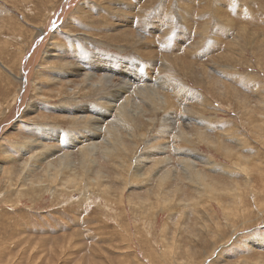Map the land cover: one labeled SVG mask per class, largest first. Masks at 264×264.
Wrapping results in <instances>:
<instances>
[{
	"label": "rangeland",
	"instance_id": "rangeland-1",
	"mask_svg": "<svg viewBox=\"0 0 264 264\" xmlns=\"http://www.w3.org/2000/svg\"><path fill=\"white\" fill-rule=\"evenodd\" d=\"M93 1L0 0V60L4 65H8L7 67L9 69L12 68L13 71V75L10 76L0 65V73L2 72L0 74V264H9L8 262L12 259L13 261H11L10 264H12V262L13 264H254L257 261L263 262L264 207L260 209L262 211L261 215L256 214L260 211L259 209L256 210L257 208L254 209L253 212L251 210L244 213L245 216L243 215L242 218H239L237 221L249 218L251 222L249 221L245 223V225L242 224L241 221L239 222V228H233L232 226L229 228L231 224L227 225L222 223V228L224 227L222 230L225 229L227 231L224 235H221V232H217L218 235L215 237L208 235L207 241L203 239L199 241L200 238L198 240V237H196L191 240L185 238L183 242L180 238L175 239L170 234L172 233L173 235L177 229V231L180 230L179 233L181 236L183 234L187 236L186 230L190 228H192V230L190 229L191 231H195L196 229L199 234V224L205 219V216L200 214L202 213L203 204H199L200 208L197 209L196 212L193 206L197 204H190L189 206L192 208L184 206L183 204L180 205V207L179 205H175L173 207V212H161L156 223H154V218H151L154 214H140L145 216L142 217L140 215L137 216L136 213H131V204L129 203L128 197L135 200L136 197L140 195V192H143L141 195H144L148 187H152L156 180L152 181L149 186L143 183L141 179H136L133 181H137L138 185L131 186V184H128L127 187L123 188V185H119L118 181L114 178L112 179L113 175H111V179L108 178L105 181L111 184L110 189L112 192L109 198L104 195L101 196L96 190L90 191L86 187L84 190L85 185L83 183L81 184L83 187L80 190H77L79 186L77 188H69L70 186L67 184L68 187L63 188L64 191H57L56 189L54 191L55 193L52 194L47 190L42 192V194L44 193L43 195L38 194L36 196H34V192L30 193L27 189L26 193H17L14 189L11 193L5 192V186L8 180L11 179L5 172L9 169L11 172L13 171V182L18 185L20 180H17V176L19 170L22 168V160L29 156L28 152L16 146L19 145L22 140L32 138L34 143H28L26 145L30 148L32 153L35 150V153H37L39 152L38 150L41 149L39 143H37L40 142L38 136L45 139H53L51 135H46L38 130V126L48 127L46 125H51V130L59 126L57 128L58 130L60 128L64 133L69 132L70 134L74 131L84 132L85 127L83 125L74 124L70 119H67L71 117L64 111L68 108V105H70L68 102L70 100V102L76 101L75 103L78 106L83 107H85V105L91 108L98 106L97 109L103 107L101 100L98 99L100 97L97 98V96L83 99H81V97L80 99H68L61 94L60 96H52L57 90L58 84L50 81L51 77L47 75V73L50 72L47 70L48 67L44 70V72H46L44 75H38L37 73L30 74V76L34 75L30 78L31 82L28 80L25 83L24 80L16 77L22 75V71H20L22 69L19 68L21 66L17 64L19 62L21 63L24 57L23 49H32V46H35L36 43L42 46L50 44V41L53 40H49L51 36H54V39L58 41V43H64L67 47L64 46L60 50L59 48L55 50L57 53H61H58L59 56L54 60L53 64L60 65L65 63L66 60L72 63L77 60L76 63L84 64V62H98L100 58L110 57L116 59L118 57L117 59L121 60L122 63H127L136 67V70L135 68L131 69L133 72H136L137 68H148L156 76L155 81L157 83H160V81L161 83L164 81L170 83V85H167L172 89L168 91H164L162 88L160 89L159 87L161 86L159 85L157 88L160 90V94L163 92L170 96L172 100V108L168 110V113L172 111L171 115L174 116V125L168 127L162 125L165 111L159 109V121L157 125L150 126L154 132L148 128L147 134L150 132L148 138H156V136L161 134L158 131L162 129L161 127H164L167 131L163 133V138L156 140L160 142L172 141L171 128L174 130V126L176 128L179 127V124L186 125L189 117L185 122L184 118H181L183 114H186L183 104L187 106L190 104L189 109L191 111L189 113L191 117H193L189 119L191 122L197 125L200 119H206L210 125L206 127V130H209L212 138L216 139V137H220L229 145L228 147L235 152L236 150H240L244 155L246 152V155H255V152L251 153L250 150L258 152L262 161L261 165L263 164V168L260 169H264V157L262 158V156H264V139L256 135L261 127H254V122H252V118L249 117L246 106H243L240 101H237L234 94L231 93V95L226 97V95H224L225 91L219 92L218 90L220 89L217 90L216 87V89H214L206 77L201 75L202 69H210L209 73H211L214 79L219 80L221 84L223 83V78L226 77L227 79H224L226 83L223 84H227L228 88L231 87L232 92H236L239 97L248 100L250 109L253 108L255 110L254 114L259 116V123L263 124L262 131L264 133V98L260 97V95H264V0ZM61 2L62 4L60 6ZM95 4L97 5L94 6ZM239 4L243 5L246 10ZM75 5H77L79 9ZM79 5L83 6L80 7ZM110 5L111 7L109 8L108 6ZM106 7H108V9ZM90 8L91 10H89ZM3 9L4 13H2ZM56 9L59 13H57L58 11H56ZM75 9L79 11H74ZM83 9L85 10L83 11ZM136 9L142 12L138 13ZM49 10H51L50 14L48 13ZM96 10H99L98 13ZM141 13H143V16ZM11 15L13 16L11 17ZM111 16H114V18ZM110 19L111 21H109ZM19 23L23 31L21 36H17L16 39L13 28L19 26ZM122 23L126 25L124 26ZM42 26L45 33L37 35L40 33V27ZM127 26L145 38L143 49H137V47H134L132 44L127 45L125 42L120 43L117 40H112L114 36L121 32H119V30H123ZM33 31L37 34L31 39L34 35L32 34ZM14 36L15 38L12 39ZM60 38L62 40H60ZM13 42L15 43L13 44L14 46L11 44ZM147 42L148 44H146ZM75 43H78L77 46ZM6 44H9V47H7ZM123 44L127 45V47ZM42 46H40L41 53L44 49ZM35 50H37V48ZM51 51L53 52V49ZM55 51L54 53H56ZM8 54L10 56H7ZM2 55L4 56L2 57ZM18 56L20 58H18ZM40 57L41 56H39V58ZM204 64L207 66L206 68ZM214 66H217V68ZM71 68L72 67H70V69ZM189 69L194 70V73L187 72ZM166 72L170 73L167 74ZM39 76L40 78L38 79ZM7 78H9V80ZM72 78L76 81L81 78V75H75L72 76ZM120 78L122 77H115V81L118 82ZM201 78L203 81L200 80ZM178 83L180 86L183 85L185 89L180 88V91L179 88L175 86L178 85ZM131 84L133 88L139 85L138 82L132 81ZM151 84L152 81H147L144 85ZM37 88H39V90ZM188 89L190 90L188 91ZM45 91L47 92L45 93ZM130 92L129 96L132 100H136L138 97L135 92ZM186 93H188L191 99L186 97L182 98L181 94ZM197 94L203 95L207 102L201 100L203 101L202 103L198 100L200 96ZM179 99H181L183 103L179 101ZM75 103L72 104L74 105ZM144 104L147 106V103ZM60 106L66 108L59 109ZM109 113L110 111H108V114ZM187 116L188 114L186 117ZM111 117L114 120L118 118L115 110ZM177 119L181 121L178 124ZM33 124H35L37 129L34 135L31 133ZM69 125L72 127H69ZM189 125L192 124L189 123ZM199 125H202V123L200 122ZM124 131L127 132L126 130ZM125 132L124 139L128 141L130 140V137L128 138L130 135L125 134ZM104 135L105 134H102L101 136L104 137ZM242 137L246 138L247 146H250V148L246 147V149H242L244 147L239 145V139ZM165 139L167 141H165ZM87 142L89 143L91 141ZM235 142H238V144ZM67 143L68 146L64 145L63 142L51 140V144H55L52 148L53 152L61 154L67 149L73 152L70 155V157H73L71 161L73 163H71L70 166L72 172L68 171V174L71 175L73 170H75V172L80 170V163L78 164L80 157L78 155V147L69 148V146H75V144L70 140H68ZM146 144V140H143L135 155H133V164H136L138 155H144L146 152V146H148V144ZM195 144V146L194 144L191 146L198 149L201 155L212 156V158H214L212 161L219 164L217 166L216 164L207 166V164L204 163L205 159H199L198 164L200 167H204L211 177L215 180H222L224 181L223 183H228L231 179H239L242 181L240 178L244 176L243 173L232 176L226 172L227 168L222 166L224 164L229 166L233 165L232 159L234 160L237 155L228 158L226 154L212 150V148L203 143L199 144L196 142ZM23 146H25V144H20L18 147ZM66 147L68 148L66 149ZM256 148L258 149L256 150ZM98 153H100V155ZM164 153L159 154V156L165 155ZM97 154L98 159L97 163H95V170L102 167L105 174H113L114 166L112 165V161L104 158L101 149H97ZM170 155H172V152ZM54 159H56V157H54ZM146 161L148 165L145 166V168L151 166L153 160L149 158ZM46 162L48 161L43 163L46 165ZM178 162L179 161L176 162L175 159L173 165L172 162L169 165L174 168L179 167L180 162ZM8 164H10L11 167ZM101 164L102 166H100ZM76 166H79L77 168L78 170H76ZM254 168V183L256 182L260 185L262 176L258 174V167L256 166ZM42 171V168L38 169L37 167L32 177H38V175H41ZM92 175H94L93 171ZM257 178H259V180ZM57 184H59L58 181ZM15 189H18V186H16ZM137 190L139 193L135 194ZM143 190L146 191L144 192ZM128 191L131 192L130 195ZM192 195H194V189L187 186L182 192L176 194V198L189 197ZM112 198L116 201H112ZM248 200L249 202L251 201L250 196ZM212 202L214 201H211V203ZM183 207L185 208L183 209ZM215 207L214 204L213 208L215 210L218 209L219 212H222L224 215L222 210ZM127 210L130 211L127 212ZM155 210L156 209H151V211ZM137 211H139L138 208ZM169 213H171V215H169ZM219 215L221 220L226 218H223L224 216L221 215V213H219ZM169 216H171L169 219V236L171 238L162 240L160 231ZM259 216L261 217L257 220ZM194 218H197L198 221ZM194 220L196 222H193ZM223 222H225V220ZM184 223L188 224L187 227L189 229H185L186 225ZM192 223L195 226H192ZM208 232L213 235L211 228H208ZM236 235L237 237H235ZM224 237L227 238L225 239ZM257 241H261L260 244H263V246L258 245ZM167 244L171 247V251L166 247ZM181 244H184V247H182ZM188 244H191V246L192 244H199L200 246L196 248L193 245L192 247L195 249L191 247L190 249L192 250H186L185 246ZM216 246H218V251L214 249L215 254L208 258L209 256L208 254L206 255V253L209 252H206V250ZM165 252H167L169 257H166ZM213 252L211 254H213Z\"/></svg>",
	"mask_w": 264,
	"mask_h": 264
},
{
	"label": "bare ground",
	"instance_id": "bare-ground-1",
	"mask_svg": "<svg viewBox=\"0 0 264 264\" xmlns=\"http://www.w3.org/2000/svg\"><path fill=\"white\" fill-rule=\"evenodd\" d=\"M8 1H10V0H8ZM94 1L97 2L99 0H94ZM104 1L109 2L106 0H104ZM111 2H113V1L111 0ZM205 3H207V2H205ZM61 4H62V2L60 3V6H61ZM96 5L97 4H95L94 6H96ZM75 6L77 7V5H75ZM81 6H83V5H81ZM85 6H86V4H85ZM240 6H242V8H244L243 5H240ZM108 7L110 8L111 5ZM108 7H106V8L108 9ZM115 7H116V5H115ZM219 8H221V7H219ZM78 9H75L74 11H76V10L79 11ZM244 9L246 10V8H244ZM244 9H243V11H244ZM51 10H53V9H51ZM51 10H49V12H48L49 14H50ZM84 10L85 9H83V11ZM89 10H91V8ZM111 10H113V9H111ZM136 10L138 13L142 12L141 10L140 11H138V9H136ZM56 11H58V10L56 9ZM98 11H97V13H98ZM106 11H108V10H106ZM220 11H222V10H220ZM89 12H87V13H89ZM2 13H4V9H3ZM57 13H59V11ZM71 13H73V12H71ZM75 13L78 14L77 12H75ZM120 13H121V11H120ZM141 14L143 16V13H141ZM141 14H140V16H141ZM218 14H220V13H218ZM4 15H3V17H4ZM5 16H7V15H5ZM12 16L13 15H11V17ZM64 16H66V15H64ZM11 17H10V19H11ZM61 17H63V16H61ZM111 17L114 18V16H111ZM117 18H118V16H117ZM62 19H64V18H62ZM91 19L94 20L93 18H91ZM109 21H111V19ZM112 22H113V20H112ZM5 24H7V23H5ZM127 24H129V23H127ZM67 25H68V23H67ZM122 25L125 26L126 24L122 23ZM90 26H92V25H90ZM9 27H10V25H9ZM64 27H66V26H64ZM128 27L129 26L125 27L123 30H119V32L120 31L121 32L119 34H117L116 36H114L112 40H117L120 43L125 42L127 45L132 44V45H134V47H137V49H143L144 44H145V38H143L136 31H134L130 27L129 28ZM13 30H14L16 39H17V36H21V33L23 31L22 28L20 27V23H19V26L14 27ZM104 31H106V30H104ZM95 32H96V30H95ZM41 33L42 34L45 33L43 26L40 27V33L37 34L36 32L34 33V31L32 32V34H34V35L32 36L31 39H33L36 36V34L41 35ZM106 33H108V32H106ZM15 36L12 37V39L15 38ZM88 36H89V34H88ZM10 38H11V36H10ZM54 38H55L54 36H51L49 38V40L53 39L50 41V44H45L42 46V45H39L38 43H36L35 46H32L33 47L32 49L31 48H29L28 50L23 49V54H24L23 59L24 60L22 59L21 63L19 62L17 64V65L21 66L19 68L22 69V70H20V71H22V75H20V76L18 75L16 77L18 79L20 78V79L24 80L25 83L28 80H29V82H31L30 78L32 75L30 76V74H36L37 73L38 75H44L46 73V72H44V70L48 67L47 70L50 72H48L47 75H49L51 77V78L49 77L51 79L50 81L58 84V88L52 96H57V95L60 96V94H61V95H64L65 98H68V99H71V98H73V99L79 98L80 99V97H81V99H83L86 97L97 96V98L100 97L98 99L101 100L103 107H101L102 109L101 108L97 109L98 106H96L95 107L96 109H95V108H91V107L86 106V105H85V107L78 106L75 103L76 101L70 102L71 100L69 101L70 103L68 102V104H70V105L66 104V105H68V108L65 109L64 111H66L71 116L67 119L68 120L70 119L72 121V123H74V124L83 125L85 127L84 132L86 134L83 131H78V132L77 131L76 132L71 131L72 134H70L69 132L64 133L60 128L58 130L57 128L59 126L57 127L56 125L55 126L57 128H53L52 130L50 127L51 125H46L48 127L38 126L37 127L38 130L42 131L46 135H51L53 137V139H45V138L38 136V139L40 140V142H37V143H39L41 149L38 150L39 152H37V153H35L36 150L32 153L30 148L26 145L28 143H34V140L32 138H27L25 140H22L19 143V145L25 144V146H23V147H18L19 145L16 146L17 148L23 149L25 152H28L29 156L27 158H25L24 160H22L23 161L22 162V168L19 170V174L17 176V180H20L19 181L20 183L18 185L13 182L12 175L14 174V172L13 171L11 172L10 169L7 170V172H5L7 174V176H10V178H11L8 180V182L5 186V189H6L5 192L11 193L12 190L14 189V191H16L17 193H22V192L26 193V189H27V191L29 190L30 193L34 192L35 193L34 196H36L38 194H42V192H45L47 190L50 191L52 194L55 193L54 191L56 189H57V191L58 190L64 191L63 188H67L68 187L67 184H69V186H70L69 188H74V187L77 188L79 186V188L77 190H80L83 187V186H81V184L83 183L85 185L84 190H85V187L88 188L90 191L96 190L101 194V196L104 195V196L109 198V196L111 195V192H112L110 189L111 184H110V182L108 183L105 181H106V179L110 178L111 175H113L112 179L114 178L115 180H117L119 185L120 184L123 185V188L127 187L128 184H131V186L132 185H138L137 181H133L136 179H141V181L143 183H146L149 186H150L152 181L156 180V182L153 183L152 187H148L147 191L145 190L146 192L143 190L145 192L144 195L143 194L141 195V193H143V192L139 193L137 190L136 191L137 193H135V194L139 193L140 195H138L135 200H133L131 197H128L129 203L131 204V208H130L131 213L132 214L136 213L137 216L140 214L145 215V213L154 214L153 216H151V218H154V223H156L158 220V216L161 212H166V211H168V212L172 211L173 212V207L175 205H179V207H180V205L183 204L184 206L191 207V206H189L190 204L191 205L197 204V205L193 206V209L196 212V210L200 208L199 204L200 203L203 204L204 206L202 209V213H200V214L205 216L204 217L205 219L202 220L201 223L199 224L200 225V228H198L199 234L197 233L196 229H195V231H191L192 228H190L191 229L190 230L187 227L188 224H185V223H184L186 225L185 229L188 228L191 231L190 232L189 230H186L187 236H185L186 234L185 235L183 234L181 236V234L179 233L180 230L177 231V229L173 235H172V233L170 234L175 239L180 238V240L183 242L185 241V238H187L188 240L189 239L191 240V239H194L196 237H198V240L200 238L199 241H201V239L207 241L208 235L215 237L218 235L217 232H221L220 234L224 235L225 232L227 233V231L225 229L222 230L224 228V227L222 228V223L227 224V225L231 224V225H229L230 226L229 228H231V226L233 228H239V226H240L239 222L242 221V224H245V223H248L250 221L249 218H244L243 220L240 219L241 221H237L239 218H242L244 213L249 212L251 210L253 212V210L256 208H257L256 210H258V209L260 210L261 208L264 207V169L263 170L260 169V168H263L262 167L263 164L261 165L262 161H261V158H260L258 152L250 150L251 153L255 152V155H253V154H247L246 155L247 152L244 155L242 153V151L240 152V150H236V152L233 151L231 148L228 147L229 145H227L224 142V140H222L220 137H216V139H213L212 135H210L209 130H206V127L210 126L206 119H204V118L200 119V122L202 123V125H199V123H200L199 121H198L199 123L197 125H195L193 122H191L189 120L190 118H193V117H191V115L189 113L191 111L189 109L190 104L188 106L186 104H183L185 107L184 110H185L186 114H183L181 118H184V122H185L187 120V118L189 117L186 125L179 124L178 125L179 127H176L177 130H176L175 126H174V130L171 128L172 141L160 142V141L156 140V139L160 140L163 138V136H164L163 133H166V131H167V129L164 127H161L162 129L160 131H158L161 134H159L157 132L159 135L157 134L158 136H156V138L154 136H153L154 138H151V137L148 138V135L150 134V132H149V134H147L148 133L147 130H149L148 128H150V126L157 125V122L159 121L158 120L159 119L158 118L159 112H160L159 109H163V111H165L163 121H162V125L165 127L174 125V116L171 115L172 111H170L168 113V110H171V108H172L171 107L172 106V100L170 99V96H168L167 94H164L163 92H162V94H160V90L157 88L159 85V86H161V87H159L160 89L162 88L164 91H168L169 89H172L171 87H169L167 85V84L170 85V83L168 81H164V82L162 81L163 83H161V81H160V83L159 82L157 83L155 81L156 76L148 68H143V69L137 68V71L133 72L131 69L135 68V70H136V67H134L133 65L127 64V63L126 64L122 63L121 60L117 59L118 57L116 59H113L110 57H105V58L99 57L100 60L97 59L98 62H96V61L93 63L84 62V64L76 63L77 60L74 61V63H72L69 60L67 61L64 58L66 60L65 63H62L60 65L53 64L54 60H56L59 56L58 53L59 54L61 53V52L57 53L55 50L57 48H59V50H60L64 46L66 47V45H64V43H58V41H56ZM43 39H45V38H43ZM60 40H62V39L60 38ZM13 41H15V40H13ZM63 41H65V40H63ZM9 44L8 45L6 44L7 47H9ZM11 44L13 45L15 43L13 42ZM77 44L75 43L76 46H77ZM146 44H148V42ZM123 45L127 47V45H125V44H123ZM40 46L44 47L42 53L40 52ZM76 46H74V47H76ZM119 46H121V45H119ZM150 46H151V44H150ZM129 47H131V46H129ZM36 48H37V50H35ZM52 49H53V52L51 51ZM85 49H84V51H85ZM54 51L56 53H54ZM9 54L7 56H10ZM3 56L4 55H2V57ZM39 56H41V57L39 58ZM18 58H20V57L18 56ZM258 59H260V58H258ZM5 60H7V59H5ZM48 62H51V63H48ZM0 63H1L0 64L1 67L4 70H6L8 75H10V76L13 75L12 68L9 69L7 67L8 65H4L1 60H0ZM170 65H172V64H170ZM70 67H72V68L70 69ZM204 67L206 68L207 66L205 65ZM17 68H18V66H17ZM215 68H217V66ZM220 69H221V67H220ZM209 70L208 69H202L201 75L206 77V79L211 83V85L214 89H216V88H217V90L220 89V90H218L219 92L225 91L224 95H226V97L231 95V93L234 94L236 100L240 101V103L243 106H246V109L248 110L249 117L252 118V122H254V124H253L254 127L255 128H256V126H257V128L261 127L260 130H258V131L256 130L257 131L256 135L259 138L261 136L264 139V133L262 131L263 130V128H262L263 124L259 123V116L254 114L255 110L253 108L250 109V107L248 105V103H249L248 100L247 99L245 100V99L239 97L236 92H234V91L232 92L231 87L228 88L227 84H223V83H226L224 81V79H227L226 77L223 78V83L221 84V83H219V80H216L213 78L211 73H209L210 72ZM17 71H18V69H17ZM187 72L194 73V70L189 69ZM166 73L169 74L170 72L169 73L166 72ZM224 74H226V73H224ZM75 75H81V78L79 80L75 79L76 81H74L73 80L74 78H72V76H75ZM119 76H121L122 78H120V80L118 82L115 81V77H119ZM39 78H40V76L38 77V79ZM41 78H43V77H41ZM7 79L9 80V78H7ZM200 80L203 81L202 78ZM131 81L132 82H138L139 85H137L136 88H133ZM147 81H150V82L152 81V84L151 85H144ZM204 81H206V80H204ZM37 82H38V80H37ZM9 83H10V81H9ZM42 83H43V81H42ZM165 83L167 86L165 85ZM160 84H162V85H160ZM1 86H2V84H1ZM7 86H9V85H7ZM175 86L178 87L179 90H180V88L185 89V87H183V85L180 86L179 83H178V85H175ZM3 88H4V85H3ZM37 89L39 90V88H37ZM189 90L190 89H188V91ZM130 91L135 92V94L138 97L136 100H132V98L129 96L131 93ZM180 91H179V93H180ZM11 92H13V91H11ZM46 92L47 91H45V93ZM45 93H43V94H45ZM190 95H191V93H190ZM43 96H46V95H43ZM181 96H182V98L186 97V98L191 99V97L188 95V93L181 94ZM198 96H200V98H198V100H200V101L204 100L207 102V100L204 99L203 95L200 94ZM260 97L264 98V95H260ZM192 98H193V96H192ZM195 100H197V99H195ZM195 100H193V101H195ZM179 101L182 102L181 99H179ZM201 102L203 103V101H201ZM72 103H75L76 105L75 104L73 105ZM144 103H147V106ZM51 107H53V106H51ZM64 108H66V107H63V106L59 107V109H64ZM103 108H105V109H103ZM114 110L118 116V118H115V120L111 117L113 115ZM108 111H110L109 114H108ZM187 114H188V116L186 117ZM207 117H208V115H207ZM177 120H178L177 124L179 122H181L179 119H177ZM189 123L192 125H189ZM35 124L32 125L33 128L31 127L33 129L31 133L33 135L37 131ZM70 126L71 125H69V127ZM124 130H126L127 132H125ZM150 130L153 131L152 128H150ZM124 132H125V134L130 135V136H128V138L130 137V140L127 141L124 139V137H125ZM102 134H105L104 137L101 136ZM239 134H241V133H239ZM51 140L63 142L64 145H66V146H68L67 142H68V140H70L75 144V146H69V148L78 147L77 149H78L79 154L78 153L77 154L80 157L78 160L79 161L78 164L80 163V170L78 171L79 173L75 172V170H73V173L72 174L70 173L71 175L68 174V171L72 170V168L70 166H71V163H73V162H71L73 157H70V155L73 152L68 151V149H67L68 147H66L67 150H65L64 153L57 154L56 152H53L52 148L54 147L55 144H51ZM143 140H146V143L148 144V146H146L147 147L146 152L144 153V155H147V156H144L142 154L138 155L137 160H136V164H133L132 163V161H134L133 155H135L136 151L138 150V148L141 145V143L143 142ZM18 141H20V140H18ZM87 141H91V142L88 143ZM165 141H167V140L165 139ZM196 142L199 144L203 143V144L209 146L210 148H212V150L220 151L221 153L226 154L228 156V158H232L233 156L237 155L234 160L232 159L233 165L229 166V165L224 164L222 166L227 168L226 172H228L232 176L243 173L244 176L242 178H240L242 181H240L239 179H231L230 182L223 183L224 181L218 180V179L215 180L213 177H211L207 173V171L205 170L204 167H200V165L198 164L199 159H202V158L205 159V162L204 161L203 162L205 164H207V166L213 165V164H216V166H217L219 164L216 163L215 161H212L214 159V158H212V156L201 155L198 152V149L193 148L191 145L194 144V146H195ZM246 142H247V140L244 137L239 139V145L244 147L242 149H246V147L250 148V146H247ZM236 144H238V142ZM226 145H227V147H226ZM168 148H169V150H168ZM97 149H101L103 151L104 158H106L109 161H112V165L114 166L113 170L115 173L113 172V174H110V172H109L110 175H107V174H105L102 167L95 170V163H97V159H98L97 155L98 154L100 155V153L97 154ZM257 149L258 148H256V150ZM171 152H172V155H170ZM250 152H248V153H250ZM161 153H164L165 155L159 156V154H161ZM8 154H10V153H8ZM54 157H56V159H54ZM263 157L264 156H262V158ZM149 158H151L153 160L152 164L150 163L151 166H148L145 168V166L148 165L146 160H148ZM77 159H78V157H77ZM175 159H176V162L177 161L180 162L179 167H175V168L170 167L169 164L172 162V165H173V162ZM6 160H7V158H6ZM228 160H230V159H228ZM45 161H48V162H46V165L43 163ZM76 164H77V162H76ZM109 164H110V162H109ZM8 165L10 166V164H8ZM100 166H102V164ZM256 166L259 169L258 174H260L262 176L261 179L263 182L261 181L262 184L260 182V185H258L256 182L254 183V175L253 174H254V169H255L254 167H256ZM37 167H38V169L42 168L43 171H42L41 175H38V177H32V175H34L33 173L37 169ZM78 167L77 166L75 167L76 170H78L77 169ZM92 171H93L94 175H92ZM67 175H69V176H67ZM66 176H67V178H66ZM110 179H109V181H110ZM257 179L259 180V178H257ZM178 180H179V182H178ZM57 181L59 184H57ZM131 181H133V182H131ZM227 181H229V180H227ZM16 186H18V189H15ZM187 186L192 187L194 189V195L189 196V197L185 196L183 198H176V194H179V192H182L185 189V187H187ZM75 189H73V190H75ZM118 189H119V187H118ZM130 193L131 192H129V195H130ZM249 196L251 198L250 202L248 200ZM111 200L116 201L114 198H112ZM211 201H214V202L211 203ZM118 203H120V202H118ZM178 203H180V204H178ZM214 204L216 206L215 208H219L220 210H222L224 215L222 214V212H219L218 209H217L218 210L217 211L213 208ZM137 208L139 211H137ZM184 208L185 207H183V209ZM204 208H205V210H204ZM151 209H156V210L151 211ZM130 210H127V212H129ZM240 210H241V212H240ZM238 212H240V213H238ZM219 213H221V215L224 216L223 218L226 217L224 219L225 222H223L224 220L220 219L221 217H220ZM256 214L261 215L262 211L260 210ZM169 215H171V213H169ZM140 216H142V215H140ZM142 217H145V216H142ZM260 217L261 216L257 217V220ZM170 218H171V216H169V218L163 224V227L160 231V235H161L162 240L163 239L167 240V239L171 238L169 236V231H170L169 219ZM195 220H197V218ZM195 220L193 222H196ZM192 226H195V225H193V223H192ZM208 228H211L213 235H211L208 232ZM235 237H237V235ZM260 243H261V241H257L258 245L263 246V244H260ZM193 245L196 248L198 246H200L199 244H197V245L192 244V246ZM181 246L184 247V244H181ZM192 246H191V244H188L185 246V248H186V250H192V249H190ZM212 246H213V243H212ZM166 247L169 248L168 250L171 251V247L169 246V244H167ZM177 248H178V246H177ZM193 249H195V248H193ZM214 249L218 251V246L206 250V252H209V253H206V255L208 254V256H209L208 258H210L212 255L215 254ZM167 252H169V251H167ZM167 252H165L166 257H169V255H167ZM212 252H213V254H211ZM209 254H211V255H209ZM16 255H15V257H16ZM163 255H164V253H163ZM11 261H13V259ZM10 262H8V263L10 264ZM185 262H187V261H185ZM12 264H13V262H12ZM244 264H248V263H244ZM254 264H264V261L263 262L257 261Z\"/></svg>",
	"mask_w": 264,
	"mask_h": 264
}]
</instances>
